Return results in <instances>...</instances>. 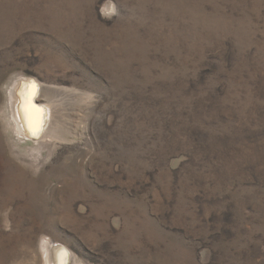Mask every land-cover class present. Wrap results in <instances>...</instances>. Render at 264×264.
<instances>
[{
	"label": "rangeland",
	"instance_id": "rangeland-1",
	"mask_svg": "<svg viewBox=\"0 0 264 264\" xmlns=\"http://www.w3.org/2000/svg\"><path fill=\"white\" fill-rule=\"evenodd\" d=\"M43 242L264 264V0H0V264H45Z\"/></svg>",
	"mask_w": 264,
	"mask_h": 264
},
{
	"label": "bare ground",
	"instance_id": "bare-ground-1",
	"mask_svg": "<svg viewBox=\"0 0 264 264\" xmlns=\"http://www.w3.org/2000/svg\"><path fill=\"white\" fill-rule=\"evenodd\" d=\"M33 83H31V85L35 86L34 87L35 89H36V87L39 89L38 85L37 84L34 85ZM20 85H21V81H17V83L14 85V87L11 90L10 103H11V107L13 110L14 121H15L16 125L18 126L19 131L24 132L25 136H30V134H31L32 136L35 135V136L39 137L43 133V129L41 128V123H40V119L42 120V118H41L42 114L35 107V103H34L35 102V93L34 92H33L34 94L31 93L33 90H30L31 88H28V87H26V90H20L18 88ZM43 91L45 92L46 90H43ZM41 111H43V110H41ZM46 112L48 113V111H46ZM51 115H50V117H51ZM52 117H53V120L56 121L55 123L57 124L58 119H55L54 116H52ZM50 120H52V119H50ZM53 120H52V122H53ZM42 123H44V121ZM50 127H51V125H50ZM47 128H46V130H47ZM44 133H46V131H44ZM57 250H58L57 248H55L54 246H52L48 242L42 243V251L44 252L45 264H68L67 255L62 250H58V252H56L57 254H56L55 261L52 262L50 260V256L54 255L53 251H57ZM51 253H52V255H51Z\"/></svg>",
	"mask_w": 264,
	"mask_h": 264
}]
</instances>
